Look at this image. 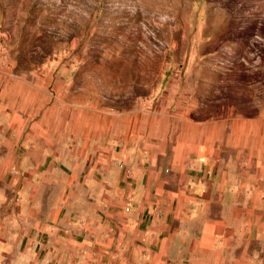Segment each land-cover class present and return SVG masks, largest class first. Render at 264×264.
<instances>
[{"label": "crops", "instance_id": "crops-1", "mask_svg": "<svg viewBox=\"0 0 264 264\" xmlns=\"http://www.w3.org/2000/svg\"><path fill=\"white\" fill-rule=\"evenodd\" d=\"M242 60L58 86L0 70V255L264 264V89Z\"/></svg>", "mask_w": 264, "mask_h": 264}, {"label": "rangeland", "instance_id": "rangeland-1", "mask_svg": "<svg viewBox=\"0 0 264 264\" xmlns=\"http://www.w3.org/2000/svg\"><path fill=\"white\" fill-rule=\"evenodd\" d=\"M0 31L1 72H50L56 86L75 70L104 78L217 71L226 56L243 59L264 89V0H0ZM2 253L0 264L81 261L74 251Z\"/></svg>", "mask_w": 264, "mask_h": 264}, {"label": "built area", "instance_id": "built-area-1", "mask_svg": "<svg viewBox=\"0 0 264 264\" xmlns=\"http://www.w3.org/2000/svg\"><path fill=\"white\" fill-rule=\"evenodd\" d=\"M4 37H5L4 32L3 31H0V40L3 39ZM111 109H112V107L111 106H108V110H111ZM51 228H52V226H51ZM63 230H65V229H63Z\"/></svg>", "mask_w": 264, "mask_h": 264}]
</instances>
